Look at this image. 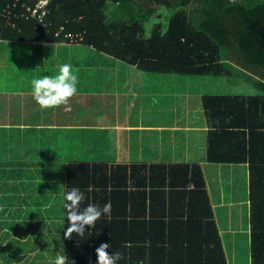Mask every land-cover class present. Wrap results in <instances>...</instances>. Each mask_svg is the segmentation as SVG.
<instances>
[{
  "label": "trees",
  "instance_id": "1",
  "mask_svg": "<svg viewBox=\"0 0 264 264\" xmlns=\"http://www.w3.org/2000/svg\"><path fill=\"white\" fill-rule=\"evenodd\" d=\"M35 1L0 0V40L76 42L150 74L221 76L229 60L264 73V0H49L42 21L23 6ZM162 12L166 30L155 23L146 36ZM199 100L206 162L247 165L249 258L264 264V93ZM63 175V203L72 188L84 192L82 208L111 203L110 218L68 240L62 205L63 254L75 264H96L101 242L122 253L117 264H227L201 164L69 161Z\"/></svg>",
  "mask_w": 264,
  "mask_h": 264
},
{
  "label": "crops",
  "instance_id": "2",
  "mask_svg": "<svg viewBox=\"0 0 264 264\" xmlns=\"http://www.w3.org/2000/svg\"><path fill=\"white\" fill-rule=\"evenodd\" d=\"M24 43L0 40L2 64L8 66L12 53L19 52ZM57 45L84 46L76 42H60ZM86 48L90 51L83 53L85 56L77 58V61L74 60L79 64L73 69L78 77L77 94L70 98L67 106L40 109L33 97L28 96L32 92L28 77L38 72L32 70V75H26L15 69L8 71L12 78L18 76L22 82L16 79L11 86H0V135L9 138L6 142L13 140L14 148H23L27 152L45 148L50 154L41 155L48 159L75 156L86 158L84 162L90 163H199L203 169L214 220L216 205L224 208L235 201H247L246 164L206 162L207 125L203 113L202 120L196 115L191 118L187 107L186 111L183 110L187 105L182 106L179 102L169 106L167 113L164 104L158 103L159 96L162 99L165 96L166 86L171 88V101L176 102L177 96L184 92L178 93L172 85L185 81L184 78L178 80L180 78L174 75L150 74L128 64L126 68L122 62L90 47ZM81 49L78 48L79 51ZM88 63H95L96 68ZM57 64L51 62L53 67ZM5 68L0 66V73ZM56 69H52L53 72ZM44 72L45 75L50 73ZM244 76L252 80L262 78L264 82L262 72L254 74L247 71ZM223 77L228 83L230 74H224ZM26 80H29L28 84ZM11 129L13 135L10 139ZM32 157H15L14 168L18 171L17 165ZM207 171L213 172V187L208 181ZM223 174L225 179H222ZM236 196L240 198L233 201ZM244 264H251L250 258Z\"/></svg>",
  "mask_w": 264,
  "mask_h": 264
},
{
  "label": "rangeland",
  "instance_id": "3",
  "mask_svg": "<svg viewBox=\"0 0 264 264\" xmlns=\"http://www.w3.org/2000/svg\"><path fill=\"white\" fill-rule=\"evenodd\" d=\"M145 3V7L149 4ZM113 9V8H108ZM170 13L155 14L144 25V34L148 36L155 23H160L161 31H165ZM149 15L147 19L150 17ZM81 49L80 51L78 50ZM90 51L86 46H59L57 43L26 42L19 48V52H13L8 66L0 73V86L12 85L20 77L12 78V69L22 71V74L32 75V70L38 73L28 77L30 81L42 78L44 71H50L49 76L58 74V65L68 63L73 69L79 67L77 58ZM72 60H71V59ZM70 59V60H68ZM76 60V61H74ZM51 62L58 63L56 67ZM229 70V82L225 83L224 75L221 76H195L174 75L185 81L174 83L173 89L183 95L177 96L176 102L171 101L170 86L165 88V96H159L158 103H163L167 108L175 105H187L183 110L191 113V118L196 115L202 120L200 112V95H259L264 91L256 84L255 79H247L244 76L246 70L225 61ZM89 64V63H88ZM126 68L125 63H121ZM125 64V65H124ZM95 67V63L89 64ZM54 68L56 72H53ZM8 71H10L8 73ZM28 71V73H23ZM31 72V73H30ZM19 75V73L17 74ZM20 76V75H19ZM151 76V75H150ZM26 80L27 84L28 81ZM187 80V81H186ZM259 80L263 81L262 78ZM18 83V82H17ZM31 94H28L30 96ZM32 96V95H31ZM184 99H181L183 98ZM29 101H27L28 103ZM29 105H27L28 107ZM32 106V105H31ZM195 121V119H194ZM4 132V131H2ZM13 135V130H10ZM6 134V133H5ZM15 136L17 133L14 134ZM5 138V139H3ZM9 138L0 135V264H54L57 253L63 254L62 225L63 213V168L69 161H85L86 158L75 156H59L48 159L42 155L50 154L49 150L38 149L27 152L26 149L14 148ZM206 142V139H205ZM203 146L205 145L202 142ZM42 154V155H41ZM21 155L34 156L26 162L17 165L21 169L16 170L13 159ZM43 165V166H42ZM208 181L213 187V172H206ZM225 179V174L222 175ZM240 197L236 196L235 199ZM216 220L219 234L224 249L227 264H244L249 261V226L248 203L246 199L240 202H232L224 208L215 206ZM43 242L40 252L36 247ZM49 251H54L51 255Z\"/></svg>",
  "mask_w": 264,
  "mask_h": 264
},
{
  "label": "clouds",
  "instance_id": "4",
  "mask_svg": "<svg viewBox=\"0 0 264 264\" xmlns=\"http://www.w3.org/2000/svg\"><path fill=\"white\" fill-rule=\"evenodd\" d=\"M78 71V69L76 70ZM78 77L74 74L72 66L68 63L58 65V74L54 76L44 75L31 81V95L40 109L55 108L68 105L70 98L77 94ZM63 207L66 210L67 228L63 232L64 239H72L75 233L83 237L86 226L94 228L96 221L102 216H111V203L106 202L102 207L89 203L81 207L85 200V194L78 188H72L64 195ZM111 244L101 242L95 248L96 264H117L121 260L122 253L109 252ZM54 264H75V260L69 259L64 253H57Z\"/></svg>",
  "mask_w": 264,
  "mask_h": 264
},
{
  "label": "built area",
  "instance_id": "5",
  "mask_svg": "<svg viewBox=\"0 0 264 264\" xmlns=\"http://www.w3.org/2000/svg\"><path fill=\"white\" fill-rule=\"evenodd\" d=\"M48 3L49 0H36L33 4H23V6L31 17L36 18L38 21H42L48 12Z\"/></svg>",
  "mask_w": 264,
  "mask_h": 264
}]
</instances>
